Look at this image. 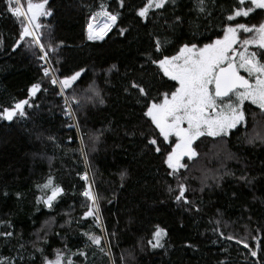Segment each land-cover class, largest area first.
<instances>
[{"label":"trees","instance_id":"obj_1","mask_svg":"<svg viewBox=\"0 0 264 264\" xmlns=\"http://www.w3.org/2000/svg\"><path fill=\"white\" fill-rule=\"evenodd\" d=\"M21 3L27 6V0ZM146 3L48 0L52 15L40 20L39 33L59 80L81 72L67 89L80 138L63 114L57 87L42 72L43 53L20 40L21 22L0 0V112L23 100L32 105L25 106V117L0 120V233H12L0 235L2 264H44L58 251L62 264H111L109 252L114 264H264V111L246 101L244 123L216 140L223 144L216 153L195 166L202 152L209 154L208 136L198 146L205 150L170 175L164 158L175 137L161 144V153L154 151L148 139L163 138L143 115L152 101L130 87L140 83L157 102L175 90L176 82L151 63L160 56L157 39L166 41L164 54L175 55L184 44L213 42L237 22L259 26L263 10L228 21L239 0H170L145 19L137 13ZM102 4L118 20L103 40L90 41L87 25ZM36 84L40 89L31 96ZM252 110L260 117L248 123ZM84 173L98 197L101 227L95 216L84 217ZM49 177L63 189L52 209L41 199L50 189L39 187ZM179 183L187 188L188 204L174 199ZM157 225L168 235L163 248L151 249ZM258 243L252 257L249 249Z\"/></svg>","mask_w":264,"mask_h":264},{"label":"snow or ice","instance_id":"obj_2","mask_svg":"<svg viewBox=\"0 0 264 264\" xmlns=\"http://www.w3.org/2000/svg\"><path fill=\"white\" fill-rule=\"evenodd\" d=\"M169 2L170 0H147L137 15L146 19L150 9H162ZM6 3L8 5L6 10L12 16L18 19L23 18L20 21L22 26L20 40L30 37V45L38 46L44 53L39 58L46 59L47 52L39 33L42 25L38 21L42 16L52 15V12L46 8L48 0H41L39 3L27 0L26 9L22 6L21 0H6ZM200 4H203V0H200ZM123 5L124 0H120V6L123 7ZM245 5L246 0H239V7L226 19L233 21L237 17H248L256 9L264 10V0H249L247 6ZM199 10L203 12L204 8L200 7ZM118 15V13L107 11L102 4L100 11L92 15L87 25V39L103 40L116 24ZM99 17H103V20L99 21ZM124 31L125 29H121V34ZM241 32L254 33V35L250 38H241ZM165 43L166 41L156 40L155 50L160 53V56L151 59V63L155 64L169 81L176 82L178 86H174L175 90L164 92L163 99L157 102L155 98L149 97L146 88L140 83L133 81L130 87L136 89L139 96L147 97L152 101L145 102L146 110L143 115L158 130L159 137L163 138L162 141L158 138L148 139L147 143L154 146V151L157 154L161 153V144L169 142L170 137L176 138L173 142L174 147L165 153L164 158V163L171 170L169 174L176 175L181 168L187 167L182 163L184 157L192 159L197 156L193 148L194 141L205 135L226 136L230 129L245 120L243 108L245 101H250L264 111V62H262L264 61V21L260 22L259 26L237 22L235 26L230 25L224 29L223 39H216L212 43L204 44L203 47H198L195 43L190 46L184 44L175 55L164 54ZM249 46H255L256 50L250 51ZM241 71L247 73V78L241 74ZM48 74V70L45 69V75ZM80 76L81 72L77 71L63 80L53 79L52 83H59L61 94H63V90L72 87ZM39 89L40 85H33L30 95L35 96ZM26 105L32 107L28 100H23L17 102L13 108L3 109V112H0V120L10 122L17 116L25 117ZM67 111L71 116V109ZM124 175L126 173H122V178ZM81 179L88 182L87 174ZM39 187L50 189L51 194L41 199L46 207L52 209L53 202L62 194L63 189L54 185L51 177ZM186 191V186L179 183L178 194L174 197L178 204L189 203L185 196ZM82 195L91 202L84 217L94 216L99 212L98 197L91 190L90 185L82 192ZM96 219L98 220L99 217L96 216ZM0 235L11 236L12 233L3 232ZM167 235L166 229L157 225L148 245L151 249L163 248L162 240ZM89 239L94 244L100 243L98 237L90 236ZM227 239H233V237L228 236ZM237 243L241 241L238 240ZM243 246L249 248L246 242ZM259 247L258 243L257 250L249 249L252 257L257 256ZM44 264H62L59 251L55 260L45 259ZM68 264H72V261H68Z\"/></svg>","mask_w":264,"mask_h":264},{"label":"rangeland","instance_id":"obj_3","mask_svg":"<svg viewBox=\"0 0 264 264\" xmlns=\"http://www.w3.org/2000/svg\"><path fill=\"white\" fill-rule=\"evenodd\" d=\"M246 2L247 3H249V0H246ZM22 4V6L26 9V7L27 6H24L23 5V3H21ZM151 10V9H150ZM263 13H264V10H263ZM47 16H42V17H40L39 18V21L38 22H40V20L42 19V18H46ZM23 18L21 17L19 20L21 21ZM98 20L99 21H102L103 20V17H99L98 18ZM90 22V21H89ZM115 26V25H114ZM113 26V27H114ZM112 27V28H113ZM112 30V29H111ZM109 33V32H108ZM245 34H247L248 36H246V37H251L252 35H254V33H245ZM224 35V34H223ZM223 35L220 37V38H218V39H223ZM27 39H29L30 40V37H26ZM215 41V40H214ZM213 41V42H214ZM212 43V42H211ZM38 49H39V47L38 46H36ZM203 47V46H202ZM249 50L250 51H255L256 50V48H255V46H249ZM43 55H44V53H43ZM47 61L48 63H49V61L47 60V57H46V59H42L41 60V62H42V64H43V61ZM50 64V63H49ZM51 66V65H50ZM45 77H47L48 78V80H50V82H51V80H53V79H56L57 81H59V79L55 76V74L53 73L52 75H45ZM61 80V79H60ZM49 82V83H50ZM51 84H52V82H51ZM53 85V84H52ZM56 85V87H57V90H58V94H59V96H60V107H61V109L63 110V114L65 115V117H67L68 119H69V121L71 122V123H73L74 124V127L75 128H72V129H74L75 131H76V133L78 134V136L81 138V130H80V125H79V122H78V118H77V116H76V112H75V110H74V103H73V98L72 97H70L68 94H67V89H64L63 90V94H61V85L59 84V83H56L55 84ZM178 86V85H177ZM246 102V101H245ZM247 102H249V103H251L250 101H247ZM250 106L251 107H253V108H259L257 105H253V104H250ZM68 109H71V112H72V115L71 116H69V114H68ZM260 109V108H259ZM249 115H250V121H248V123H252V121L251 120H254V121H257L259 118L258 117H260V115H257V114H255V111L254 110H252L250 113H249ZM245 121V120H244ZM244 121L243 122H241L240 124H243L244 123ZM240 124H238V125H240ZM71 125V124H70ZM237 125V126H238ZM186 126V125H185ZM236 126V127H237ZM71 127V126H70ZM235 127V128H236ZM235 128H233V129H235ZM233 129H230V130H233ZM229 130V131H230ZM255 131V130H254ZM254 131H252V133L250 134V135H247V137H249V139H252L254 136H255V134H254ZM229 133V132H228ZM210 137V136H209ZM220 137H222V136H219V137H212V140L210 141L209 139H207L208 138V136L207 135H205V136H202V137H200V138H198L196 141H194V143H193V148H194V150L196 151V152H202L203 150H205L204 149V147L202 148V149H199L198 148V146L199 145H201V144H203V141L205 140L204 138H206V140H209L210 141V146H209V148H207V151L209 152V154H207L206 156L204 155V153L202 152V154H201V157L197 160V162H196V164H195V166L196 165H198L199 163H200V161H201V159H205L207 156H209L211 153L212 154H214V153H216L215 151L217 150V147H221V146H223V144H221V143H219V142H217L216 140L217 139H219ZM176 139V138H175ZM84 147H85V145H84ZM174 147V146H173ZM204 157V158H203ZM185 159H188V157H184V159L182 160V163H185L184 162V160ZM189 160H191V159H189ZM86 166H88V163H87V160H86ZM181 170V169H180ZM84 172H86V171H84ZM83 175H85V173L83 174ZM93 183V182H92ZM92 183H91V185H92ZM89 186H88V184H87V182H86V186H85V189L86 188H88ZM84 189V190H85ZM91 189H92V191L96 194V192H95V189H94V187L93 186H91ZM96 196H97V194H96ZM90 204H91V202L89 201V206H90ZM97 204H98V200H97ZM97 222V221H96ZM100 222H101V225H102V221H101V219H100ZM99 226V225H98ZM102 231H103V233H104V228H102ZM105 234V233H104ZM108 256H109V258H110V261H111V264H114V260H113V257H112V255L110 254V252L108 253Z\"/></svg>","mask_w":264,"mask_h":264},{"label":"built area","instance_id":"obj_4","mask_svg":"<svg viewBox=\"0 0 264 264\" xmlns=\"http://www.w3.org/2000/svg\"><path fill=\"white\" fill-rule=\"evenodd\" d=\"M43 55V54H42ZM42 63V62H41ZM45 69H47L48 70V76L49 75H52L54 72H53V69H52V67L50 66V64L45 60V61H43V64H42V72H43V74L45 75ZM55 74V73H54ZM51 82H52V80H51ZM53 84V83H52ZM54 86H56L55 84H53ZM59 95V94H58ZM60 97V96H59ZM72 128H75L74 126H72ZM87 167V166H86ZM86 171H87V168H86ZM85 174H87V173H85ZM88 176V175H87ZM87 184H88V186L90 185V186H92L91 185V180H88V182H87ZM92 190V189H91ZM94 216H95V218H96V216H98L99 217V219L97 220L96 219V221H97V225H99L100 227H101V222H100V216H99V212L98 213H95L94 214Z\"/></svg>","mask_w":264,"mask_h":264},{"label":"flooded vegetation","instance_id":"obj_5","mask_svg":"<svg viewBox=\"0 0 264 264\" xmlns=\"http://www.w3.org/2000/svg\"><path fill=\"white\" fill-rule=\"evenodd\" d=\"M244 76H246V75H244ZM247 77V76H246Z\"/></svg>","mask_w":264,"mask_h":264},{"label":"water","instance_id":"obj_6","mask_svg":"<svg viewBox=\"0 0 264 264\" xmlns=\"http://www.w3.org/2000/svg\"><path fill=\"white\" fill-rule=\"evenodd\" d=\"M246 77V76H245ZM247 78V77H246Z\"/></svg>","mask_w":264,"mask_h":264}]
</instances>
